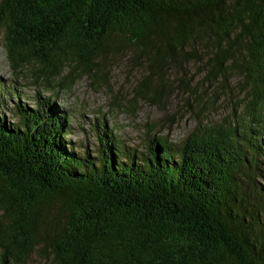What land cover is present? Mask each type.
I'll return each instance as SVG.
<instances>
[{"label":"trees","instance_id":"16d2710c","mask_svg":"<svg viewBox=\"0 0 264 264\" xmlns=\"http://www.w3.org/2000/svg\"><path fill=\"white\" fill-rule=\"evenodd\" d=\"M0 35L12 67L35 66L53 90L64 65L54 83L69 88L128 50L145 90L201 56L249 96L180 145L153 135L147 154L104 123L95 155L79 151L53 96L17 101L15 121L0 111V264H26L36 245L54 264H264V0H0Z\"/></svg>","mask_w":264,"mask_h":264},{"label":"rangeland","instance_id":"374dc122","mask_svg":"<svg viewBox=\"0 0 264 264\" xmlns=\"http://www.w3.org/2000/svg\"><path fill=\"white\" fill-rule=\"evenodd\" d=\"M3 41L0 35V111L6 120L17 119L13 114L17 101L33 107L38 93L43 101L53 96L68 111L66 138L79 151L92 156L98 145L97 131L103 123L122 146L135 149L137 154H147L153 135L167 137L180 145L204 126L225 124L233 114L241 116L249 99L248 86L241 83L237 72L216 81L207 76L206 58L201 56L188 62L170 63L165 88L160 85L164 80L151 74L150 87L145 90L143 79L150 71L144 59L138 62L128 50L124 54L101 55L96 59L98 65L77 77L69 88L54 83L70 71L64 65L52 82L58 89L53 90L45 86L43 77L34 78L31 70L35 66L13 68ZM153 89L162 91L157 98ZM0 217H3L1 210ZM26 264H54L50 249L44 255L36 245Z\"/></svg>","mask_w":264,"mask_h":264}]
</instances>
